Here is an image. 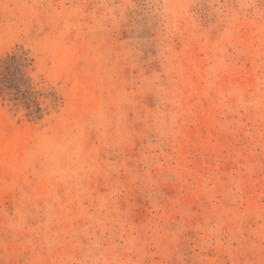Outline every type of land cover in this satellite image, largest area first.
I'll return each instance as SVG.
<instances>
[{
  "label": "rangeland",
  "instance_id": "1",
  "mask_svg": "<svg viewBox=\"0 0 264 264\" xmlns=\"http://www.w3.org/2000/svg\"><path fill=\"white\" fill-rule=\"evenodd\" d=\"M0 264H264V0H0Z\"/></svg>",
  "mask_w": 264,
  "mask_h": 264
},
{
  "label": "bare ground",
  "instance_id": "2",
  "mask_svg": "<svg viewBox=\"0 0 264 264\" xmlns=\"http://www.w3.org/2000/svg\"><path fill=\"white\" fill-rule=\"evenodd\" d=\"M27 134L24 130L11 131L6 133L0 128V155L4 158H10L19 150L23 152L27 149Z\"/></svg>",
  "mask_w": 264,
  "mask_h": 264
}]
</instances>
